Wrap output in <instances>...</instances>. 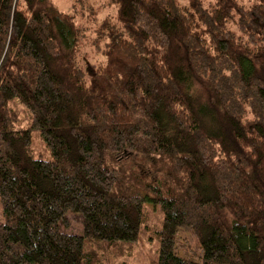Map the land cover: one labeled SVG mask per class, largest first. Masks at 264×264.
I'll use <instances>...</instances> for the list:
<instances>
[{"label": "trees", "instance_id": "obj_1", "mask_svg": "<svg viewBox=\"0 0 264 264\" xmlns=\"http://www.w3.org/2000/svg\"><path fill=\"white\" fill-rule=\"evenodd\" d=\"M68 5L0 0V264L120 258L145 200L157 264H264V0ZM180 228L200 260L177 254Z\"/></svg>", "mask_w": 264, "mask_h": 264}, {"label": "rangeland", "instance_id": "obj_2", "mask_svg": "<svg viewBox=\"0 0 264 264\" xmlns=\"http://www.w3.org/2000/svg\"><path fill=\"white\" fill-rule=\"evenodd\" d=\"M60 6L66 11H70V6L68 5V0H56ZM86 50H89L86 48ZM91 53V52H90ZM88 54L87 59L92 62L100 58V56L93 54ZM10 106L15 108L19 116H21L20 122L15 124L14 127H31L30 118L27 116L24 106L15 100L10 101ZM32 142H31V153L34 158L53 160V155L50 148L46 145L44 140L39 136L38 131L32 130ZM143 223L141 225V230L139 236L134 242L130 243L131 253L126 250L120 258H115L112 252L106 253L109 256V260H105L103 257L99 263L101 264H157L160 248L159 231L162 229L163 225V213L161 207L158 203H153L150 200H145L143 202ZM81 215L74 212H68L67 222H70L69 228L62 227L64 232L67 233H82V221L80 219ZM3 221V214L0 203V222ZM126 248V246H124ZM177 254L194 260H200L201 248H199V242L192 231L184 230L180 228L177 233V243H176ZM102 251V255H103ZM84 264H91L87 261ZM94 264V263H92ZM225 264V263H221Z\"/></svg>", "mask_w": 264, "mask_h": 264}]
</instances>
